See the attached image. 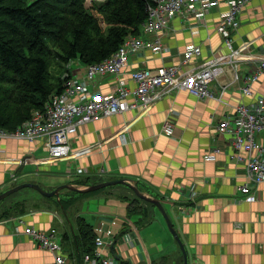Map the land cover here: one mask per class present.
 Segmentation results:
<instances>
[{"label":"crops","instance_id":"crops-1","mask_svg":"<svg viewBox=\"0 0 264 264\" xmlns=\"http://www.w3.org/2000/svg\"><path fill=\"white\" fill-rule=\"evenodd\" d=\"M227 10L223 0L202 19L174 17L169 28L159 33L166 51L130 56L123 79L134 87L130 80L134 71L179 65L190 46L202 51L193 66L212 56H227L218 32ZM239 20V30L232 33L235 46H251L242 54L239 80L227 67L212 85L217 96L225 88L224 103L178 92L148 111H129L86 124L72 136V152L98 146L65 160H51L44 140H0V194L25 183L52 192L67 184L86 189L110 181H135L142 193L162 202L185 246L188 264H264V184L253 186L254 201L243 199L240 187L246 183V167L232 158L236 154L233 135L217 130L220 122L234 118L235 106L250 105L264 93V75L254 84L253 96L241 92L244 77L264 61V0H250ZM141 36L150 40L156 35ZM87 67L74 60L68 71L83 80ZM119 80L98 77L88 91L112 94ZM167 124L174 126L172 136L164 131ZM259 140L264 144V133ZM217 149L221 152L216 160L207 161ZM242 156L249 158L246 153ZM28 191L0 205V217L20 203L25 209L20 216L0 219V264H55L53 254L24 233L27 226L45 233L56 230L63 253L74 264H84V257L94 254L98 238L111 243L101 249L111 264H184L182 250L156 206L140 200L144 216L130 215L129 202L138 197L126 186L87 194L64 190L59 198ZM81 221L90 226L93 239L87 238Z\"/></svg>","mask_w":264,"mask_h":264},{"label":"built area","instance_id":"built-area-1","mask_svg":"<svg viewBox=\"0 0 264 264\" xmlns=\"http://www.w3.org/2000/svg\"><path fill=\"white\" fill-rule=\"evenodd\" d=\"M91 5L97 0H88ZM106 1V0H105ZM103 1V2H105ZM223 0H155L148 6V18L143 24V33L155 34V38L147 40L142 36L128 37L121 47L103 62L89 65L86 77L82 80L74 78L69 72L65 73L64 88L60 94L50 97L44 108L33 112L32 117L18 129L11 131L0 128V140H16L35 142L45 141L49 158L53 161L70 159L90 153L95 146L72 152V136L80 127L99 121L103 118L122 115L129 111H148L153 105L166 96L186 92L199 99H215L224 103V92L217 96L212 89L214 82L224 74L227 67L233 72L234 80H239L238 72L242 62V54L251 45L244 44L236 47L232 33L239 30L241 23L239 16L250 0H225L228 10L223 13L218 32L223 38L224 45L229 53L225 57L212 56L195 64L193 59L201 56L198 46H190L183 54L179 65L162 66L157 69H142L131 74V81L135 86L130 87L123 79V71L128 67L130 56L141 51L162 54L166 51L162 34L176 16L202 19ZM87 2V3H88ZM98 2V3H103ZM192 65V66H191ZM191 66V67H190ZM264 75V61L257 70L244 77L241 92L244 96L254 95V84ZM120 77L114 92L109 95L93 94L88 86L98 77ZM217 130L222 133H231L234 137L233 148L236 152L233 159L246 167V183L240 187L243 199L254 201L253 186L264 184V144L259 140L264 133V93L256 97L255 102L235 106V116L220 122ZM166 135L174 134L173 124L164 128ZM221 151L215 150L208 155L207 161H215ZM243 153L249 158L244 159ZM22 164V161L20 162ZM19 223L24 224L19 219ZM24 233L36 241L41 248L53 254L55 264H74L63 253L59 234L56 230L45 233L27 226ZM104 240H96L94 254L84 257V264H111L112 260L104 257L101 249L110 246Z\"/></svg>","mask_w":264,"mask_h":264},{"label":"trees","instance_id":"trees-1","mask_svg":"<svg viewBox=\"0 0 264 264\" xmlns=\"http://www.w3.org/2000/svg\"><path fill=\"white\" fill-rule=\"evenodd\" d=\"M154 1H94L88 7V0H0V128L18 129L60 94L71 61L103 62L128 37L141 36ZM137 200L129 202L132 217L144 216ZM21 205L0 219L24 214ZM80 226L94 238L90 226Z\"/></svg>","mask_w":264,"mask_h":264},{"label":"water","instance_id":"water-1","mask_svg":"<svg viewBox=\"0 0 264 264\" xmlns=\"http://www.w3.org/2000/svg\"><path fill=\"white\" fill-rule=\"evenodd\" d=\"M26 160H27V158H24L22 160V164H24V162H26ZM116 185H123V186L130 188L139 199L144 200L146 202H149L158 208V210L161 212L162 216L164 217L171 234L174 236V238L176 239V241L178 242V244L182 250V253L184 256V264H188V255H187L185 246H184L182 240L180 239V237H179L168 213L166 212L162 202L155 197H151V196H148V195L142 193L141 190L136 185L135 181L124 180V179L118 180V181H110V182H104V183H100L97 185H93V186H90L86 189H79L78 187L67 184V185H62V186L58 187L56 190H54L52 192H48V191L44 190L42 187H40L37 184L25 183V184L15 186V187L5 191L4 193H1L0 194V202L6 200L7 198L11 197L12 195H14V194H16V193H18L24 189H33V190L37 191L38 193H40L42 196L47 197V198H54V197L59 198L61 192L64 190H69V191L74 192V193L87 194V193L99 191V190L105 189L107 187L116 186Z\"/></svg>","mask_w":264,"mask_h":264},{"label":"rangeland","instance_id":"rangeland-1","mask_svg":"<svg viewBox=\"0 0 264 264\" xmlns=\"http://www.w3.org/2000/svg\"><path fill=\"white\" fill-rule=\"evenodd\" d=\"M87 6H88V7L91 6V2H90V1L87 3ZM92 13H93L94 15L98 16V13H97L96 11L92 10ZM67 72H69V71H67ZM107 188H109V187H107ZM107 188H105V189H107ZM26 190H29L28 193H33V194H36V195H39V196H40V194H39L38 192H36L35 190H33V189H25V190L20 191V193L23 194L24 191H26Z\"/></svg>","mask_w":264,"mask_h":264}]
</instances>
